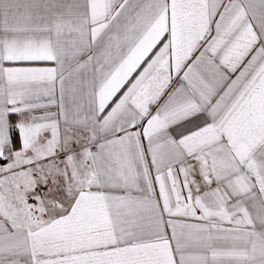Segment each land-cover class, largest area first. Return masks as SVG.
I'll return each mask as SVG.
<instances>
[{
	"label": "snow or ice",
	"instance_id": "1",
	"mask_svg": "<svg viewBox=\"0 0 264 264\" xmlns=\"http://www.w3.org/2000/svg\"><path fill=\"white\" fill-rule=\"evenodd\" d=\"M0 264H264V0H0Z\"/></svg>",
	"mask_w": 264,
	"mask_h": 264
}]
</instances>
